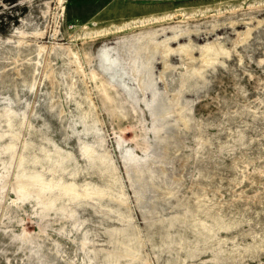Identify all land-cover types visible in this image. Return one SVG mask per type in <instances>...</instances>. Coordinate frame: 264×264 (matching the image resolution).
<instances>
[{
    "label": "rangeland",
    "instance_id": "rangeland-1",
    "mask_svg": "<svg viewBox=\"0 0 264 264\" xmlns=\"http://www.w3.org/2000/svg\"><path fill=\"white\" fill-rule=\"evenodd\" d=\"M142 37L153 76L185 60L154 105L153 190L192 208L165 263L264 264V0H0V264H158L124 169L154 99L117 73Z\"/></svg>",
    "mask_w": 264,
    "mask_h": 264
},
{
    "label": "water",
    "instance_id": "water-1",
    "mask_svg": "<svg viewBox=\"0 0 264 264\" xmlns=\"http://www.w3.org/2000/svg\"><path fill=\"white\" fill-rule=\"evenodd\" d=\"M147 39L151 40L150 44L154 43L153 46H155V50L150 55L145 54V50H143V45L145 46ZM128 45L130 46V49H125L124 47H128ZM166 50V45L160 46L158 42H154L153 38H134L126 44L122 43L120 45V52H118L123 59L128 60L129 66L132 65V68L130 67L129 70L121 69L117 71L118 75H120V79H123V81H132V79L128 78L129 76H126V72H124L132 71V76L135 80H138L140 89L142 88L143 91L145 89L148 90L151 93V98L154 99L152 104L148 103V101L145 100L146 106L150 108L149 113L151 115V122L154 125V127L152 128V133L154 136L152 151L145 158H137L132 163H124V169L128 174V180L133 189L135 206L140 220L144 226V234L146 240L150 245L153 258L158 264H166L164 258L162 257V254L160 253V248H162L161 243L165 241L168 243H172L171 240H174L171 239V236L175 232H170V226H174L173 224L175 223V220L182 216L184 210L192 209L191 207H188L189 204H187L188 206L180 203L173 204L168 200H163V196H160L153 190V179L157 180V173H159V169H157L156 164H154V161H157L159 158L158 144L161 141V139L157 137V134L163 131L162 128L158 126L161 118V111L159 112L158 110H156V106L154 105L157 102L159 96L167 92L169 80L174 76L185 72L183 71L185 70L184 58L183 60H181L179 66L176 67L177 71H173V68L166 67V63L163 59H161V64L164 66V70L160 72L162 73L161 75H158L157 77L153 76V60L155 59V56L158 52ZM95 67L112 87H116L123 94V96H125V98L130 101L127 97L126 92L121 90L120 86L117 85V83L115 84L112 82L113 78L110 77L111 74H106L101 71L99 67L98 56L96 57ZM118 75L116 74V77H118ZM159 81L164 82L165 86H162V88H159V86L157 87L156 84ZM189 90L191 89H186L183 91V93ZM169 115H171V113L167 114V116ZM153 122H155V124ZM147 192L149 193L147 194ZM171 210H173V212H170ZM161 236L162 240L160 241Z\"/></svg>",
    "mask_w": 264,
    "mask_h": 264
},
{
    "label": "bare ground",
    "instance_id": "bare-ground-1",
    "mask_svg": "<svg viewBox=\"0 0 264 264\" xmlns=\"http://www.w3.org/2000/svg\"><path fill=\"white\" fill-rule=\"evenodd\" d=\"M103 66H104V65H103ZM111 77H112V78H113V80H114V78H115V77H114V76H111Z\"/></svg>",
    "mask_w": 264,
    "mask_h": 264
}]
</instances>
